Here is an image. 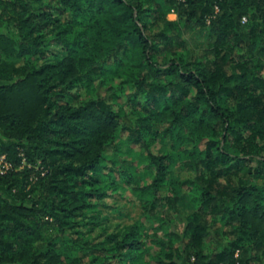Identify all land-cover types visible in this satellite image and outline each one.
Instances as JSON below:
<instances>
[{
  "label": "trees",
  "instance_id": "trees-1",
  "mask_svg": "<svg viewBox=\"0 0 264 264\" xmlns=\"http://www.w3.org/2000/svg\"><path fill=\"white\" fill-rule=\"evenodd\" d=\"M0 22V264L264 257V0H0ZM196 28L214 36L205 60L185 50ZM119 133L155 170L148 212L164 184L182 195L173 167L195 171L182 247L147 242L142 220L94 236Z\"/></svg>",
  "mask_w": 264,
  "mask_h": 264
},
{
  "label": "rangeland",
  "instance_id": "rangeland-1",
  "mask_svg": "<svg viewBox=\"0 0 264 264\" xmlns=\"http://www.w3.org/2000/svg\"><path fill=\"white\" fill-rule=\"evenodd\" d=\"M170 20H177L176 13L167 15ZM0 25L2 23L0 22ZM185 41V50L194 57L205 60L209 56L206 50L213 44L214 36L207 29L196 28L186 30L182 34ZM50 48L54 51L61 50L57 42H50ZM0 138L3 139L0 131ZM160 138L151 145L155 153L160 147L167 145ZM108 155L116 164H113V172H103L102 186L109 190V195L98 205L102 215V222L94 232L102 235L106 232L119 231L126 225L138 222L144 223L143 232L147 242L155 238L173 239L180 245L181 235L186 225V218L199 206V190L192 183L195 171L177 165L172 173L181 181L182 195L176 197L170 203L165 197L168 196V186L164 184L156 200L155 206L150 212V202L153 200L152 189H146L153 182L155 170L149 167L148 153L141 146L132 144L127 133H119L117 148L109 151ZM0 190L4 189L0 187ZM146 211L148 213H146ZM224 227L221 228L223 230ZM182 247V245H180ZM221 242L212 233L205 238V249L208 252L219 250ZM257 264H264V257Z\"/></svg>",
  "mask_w": 264,
  "mask_h": 264
},
{
  "label": "built area",
  "instance_id": "built-area-1",
  "mask_svg": "<svg viewBox=\"0 0 264 264\" xmlns=\"http://www.w3.org/2000/svg\"><path fill=\"white\" fill-rule=\"evenodd\" d=\"M11 167V164L5 160L4 156L0 157V172L4 173Z\"/></svg>",
  "mask_w": 264,
  "mask_h": 264
}]
</instances>
